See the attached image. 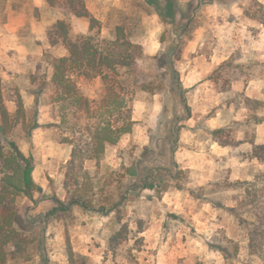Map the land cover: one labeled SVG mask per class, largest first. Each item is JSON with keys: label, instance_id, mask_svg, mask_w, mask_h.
I'll return each instance as SVG.
<instances>
[{"label": "rangeland", "instance_id": "rangeland-1", "mask_svg": "<svg viewBox=\"0 0 264 264\" xmlns=\"http://www.w3.org/2000/svg\"><path fill=\"white\" fill-rule=\"evenodd\" d=\"M83 1L102 38L123 25L141 48L131 49L130 66L122 71L131 130L106 150L98 174L93 162L86 165L97 174L95 203H116L146 174L155 190L136 189L119 212L75 207L63 220L28 222L29 252L11 264H69L67 248L75 264H263L249 255L248 230L232 217L245 192L230 185L253 182L264 172V164L252 158L253 146L264 145V0H178L176 25L163 22L145 0ZM36 5L0 0L2 101L10 112L20 101L25 106L13 140L33 158V178L42 188L37 204L22 200L31 216L54 208L53 197L66 200L63 166L72 151L54 126L51 63L67 49L52 46V37H59L53 27L65 21L73 40L90 31L88 19L64 6ZM78 83L85 97L102 98L101 78ZM30 118L39 128L27 134ZM121 225L128 226L130 240L113 250L110 239ZM42 240L45 252L38 246Z\"/></svg>", "mask_w": 264, "mask_h": 264}, {"label": "trees", "instance_id": "trees-1", "mask_svg": "<svg viewBox=\"0 0 264 264\" xmlns=\"http://www.w3.org/2000/svg\"><path fill=\"white\" fill-rule=\"evenodd\" d=\"M145 1L155 8L163 22L169 19L170 24L176 25V10L180 11L178 0H164V3L162 0ZM46 2L51 7L64 6L76 17L90 21L89 34L74 40L70 37L69 25L65 21H58L53 27L59 37L55 38L52 35V46H65L67 49V56L55 58L51 63L53 70L51 101L57 113L54 126L62 130L61 142L72 148L71 156L63 166L66 170L64 182L66 200L53 197L55 207L45 214L31 216L32 209L28 208L23 212L22 200L27 199L37 204L35 195L41 193L42 188L33 178V158L26 157L13 140L22 113L25 115V106L20 101L14 112L8 111L3 105L0 89V264H11L18 260L19 255L29 252L28 247L32 242L29 241V237L33 234V227L31 229L27 227L30 221L43 222L47 225L53 220L67 218L75 207L102 214L119 212L120 206L126 202L127 195L136 189L155 190L154 185L148 183L151 176L146 174L139 179L138 184L127 189L125 195L116 203L108 207L103 203H95L97 170L102 157L109 147L117 145L122 136L131 130L127 80L122 71L130 66L131 49L141 48L130 40L123 25H118L109 39L102 38L100 30L94 31L99 22L90 14L83 0ZM177 30L181 39L186 25L178 27ZM172 51L174 53V47ZM168 66L183 99L185 110L190 115L173 62L169 61ZM81 78H101L104 94L100 100H92L81 94L78 83ZM36 106L38 113L42 106L38 99ZM119 119L122 123H119ZM30 124L26 128L24 126L27 134L39 128L38 120L30 118ZM220 132L215 130L213 134L217 135ZM252 158L264 164V145L253 146ZM89 162L94 163L96 176L87 168ZM230 186L233 190L242 189L245 192V198L238 200L232 207V217L248 230L249 255L258 256L264 264V172H258L253 182H237ZM118 224H121L120 217ZM129 233L128 226L121 225L120 230L110 239L111 248L114 250L128 242ZM38 246L45 252L44 240L40 241ZM67 257L69 264H75V253L72 248H67ZM44 261L43 264H47V260Z\"/></svg>", "mask_w": 264, "mask_h": 264}, {"label": "crops", "instance_id": "crops-1", "mask_svg": "<svg viewBox=\"0 0 264 264\" xmlns=\"http://www.w3.org/2000/svg\"><path fill=\"white\" fill-rule=\"evenodd\" d=\"M35 2H36V6H42V7H46V4H48L47 2H46V0H35ZM11 32H13V31H11ZM64 56H67V55H61V56H56V57H58V58H61V57H64Z\"/></svg>", "mask_w": 264, "mask_h": 264}]
</instances>
